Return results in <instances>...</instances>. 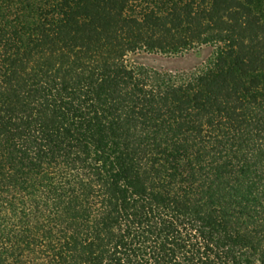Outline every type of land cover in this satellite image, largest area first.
<instances>
[{
  "label": "trees",
  "instance_id": "trees-1",
  "mask_svg": "<svg viewBox=\"0 0 264 264\" xmlns=\"http://www.w3.org/2000/svg\"><path fill=\"white\" fill-rule=\"evenodd\" d=\"M0 264H264V0H0Z\"/></svg>",
  "mask_w": 264,
  "mask_h": 264
},
{
  "label": "rangeland",
  "instance_id": "rangeland-1",
  "mask_svg": "<svg viewBox=\"0 0 264 264\" xmlns=\"http://www.w3.org/2000/svg\"><path fill=\"white\" fill-rule=\"evenodd\" d=\"M140 62H143L148 65H152L157 68H175L177 66H185V65H192L195 62L194 57L192 59L187 60H173V59H166L163 57L158 56H141L138 57Z\"/></svg>",
  "mask_w": 264,
  "mask_h": 264
}]
</instances>
